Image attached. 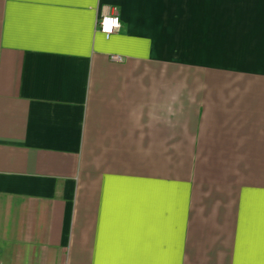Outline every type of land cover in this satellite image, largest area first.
I'll list each match as a JSON object with an SVG mask.
<instances>
[{
	"label": "crops",
	"instance_id": "obj_1",
	"mask_svg": "<svg viewBox=\"0 0 264 264\" xmlns=\"http://www.w3.org/2000/svg\"><path fill=\"white\" fill-rule=\"evenodd\" d=\"M0 264H264V0H0Z\"/></svg>",
	"mask_w": 264,
	"mask_h": 264
},
{
	"label": "built area",
	"instance_id": "obj_2",
	"mask_svg": "<svg viewBox=\"0 0 264 264\" xmlns=\"http://www.w3.org/2000/svg\"><path fill=\"white\" fill-rule=\"evenodd\" d=\"M97 30L108 40L111 36L116 34L121 28V22L118 16L104 15L97 20ZM112 61L122 62V58L118 56H112Z\"/></svg>",
	"mask_w": 264,
	"mask_h": 264
}]
</instances>
